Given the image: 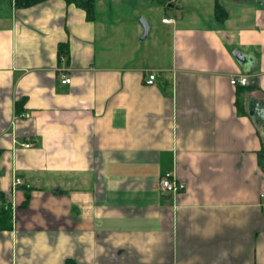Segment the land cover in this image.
<instances>
[{
	"label": "crops",
	"instance_id": "obj_1",
	"mask_svg": "<svg viewBox=\"0 0 264 264\" xmlns=\"http://www.w3.org/2000/svg\"><path fill=\"white\" fill-rule=\"evenodd\" d=\"M218 1L223 22L216 0L164 17L161 55L98 17L112 0H96L94 21L64 0H0V191L13 212L0 264H264V140L249 113L264 106V0ZM238 73L250 84L233 85ZM168 171L185 182L177 196L157 187Z\"/></svg>",
	"mask_w": 264,
	"mask_h": 264
},
{
	"label": "rangeland",
	"instance_id": "obj_2",
	"mask_svg": "<svg viewBox=\"0 0 264 264\" xmlns=\"http://www.w3.org/2000/svg\"><path fill=\"white\" fill-rule=\"evenodd\" d=\"M183 2L181 3L182 8L177 9L180 4H177L176 0H112L111 4L107 5V8H112L108 12L104 11L102 5H100L98 17H102L103 14L104 18L115 19L119 27L116 33L121 39L131 37L132 41L144 42L140 43L143 44V47L145 44L153 51L157 50L163 55V52L167 54L170 52V40L166 33L168 26L163 23V18L180 19L182 16L187 17V14L192 13V7L195 4L191 3L190 0H184ZM7 4L6 2V6H10ZM232 4L230 3V5ZM230 7L233 8V6ZM141 19L147 20L150 24L151 31L147 35H144ZM152 45L153 47H151ZM259 127L264 140V129L262 126Z\"/></svg>",
	"mask_w": 264,
	"mask_h": 264
},
{
	"label": "trees",
	"instance_id": "obj_3",
	"mask_svg": "<svg viewBox=\"0 0 264 264\" xmlns=\"http://www.w3.org/2000/svg\"><path fill=\"white\" fill-rule=\"evenodd\" d=\"M46 0H6L10 6L15 7H30ZM68 4H75L86 13V18L89 21L96 19V0H64ZM215 18L223 22L228 17L226 8L216 0L214 7ZM254 86H248L247 88L252 89ZM258 125H260L258 123ZM261 126V125H260ZM258 163L261 169L264 171V148L258 152ZM31 197V190L25 189V201L22 207H27ZM13 221V212L11 203L4 197V193L0 191V229H11Z\"/></svg>",
	"mask_w": 264,
	"mask_h": 264
},
{
	"label": "built area",
	"instance_id": "obj_4",
	"mask_svg": "<svg viewBox=\"0 0 264 264\" xmlns=\"http://www.w3.org/2000/svg\"><path fill=\"white\" fill-rule=\"evenodd\" d=\"M169 18H163V22H169ZM156 79V74L152 73L149 75L148 79L146 80V83L148 84H154V81ZM61 81L63 83H70L71 78L67 76L66 74L62 75ZM233 85H241V86H247L250 84V80L248 75L243 73H238L234 75L231 78L230 81ZM24 146L30 147L33 144L31 142H25L23 143ZM22 184V179L19 177H16L14 180V185L18 186ZM157 187L162 193H169L173 196H177L180 192H182L185 189V182L178 178V176L173 171H168L164 173L162 176L159 177L157 181ZM262 198H264V193L262 194Z\"/></svg>",
	"mask_w": 264,
	"mask_h": 264
},
{
	"label": "water",
	"instance_id": "obj_5",
	"mask_svg": "<svg viewBox=\"0 0 264 264\" xmlns=\"http://www.w3.org/2000/svg\"><path fill=\"white\" fill-rule=\"evenodd\" d=\"M141 22L144 27V35H147L151 29L150 24L145 19H141ZM233 55L240 63L247 61V57L240 49H235L233 51ZM252 109H256V112H254ZM249 113L252 117H255L256 122L259 123L264 129V106L259 105V103L251 104L249 107Z\"/></svg>",
	"mask_w": 264,
	"mask_h": 264
},
{
	"label": "flooded vegetation",
	"instance_id": "obj_6",
	"mask_svg": "<svg viewBox=\"0 0 264 264\" xmlns=\"http://www.w3.org/2000/svg\"><path fill=\"white\" fill-rule=\"evenodd\" d=\"M254 112H256V109H252ZM255 118V117H254Z\"/></svg>",
	"mask_w": 264,
	"mask_h": 264
}]
</instances>
